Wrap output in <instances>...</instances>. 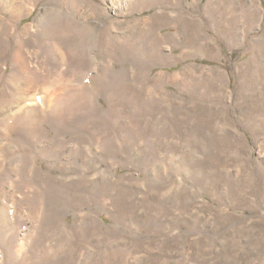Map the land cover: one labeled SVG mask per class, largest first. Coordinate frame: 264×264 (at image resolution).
<instances>
[{"label":"rangeland","instance_id":"obj_1","mask_svg":"<svg viewBox=\"0 0 264 264\" xmlns=\"http://www.w3.org/2000/svg\"><path fill=\"white\" fill-rule=\"evenodd\" d=\"M0 264H264V0H0Z\"/></svg>","mask_w":264,"mask_h":264},{"label":"bare ground","instance_id":"obj_2","mask_svg":"<svg viewBox=\"0 0 264 264\" xmlns=\"http://www.w3.org/2000/svg\"><path fill=\"white\" fill-rule=\"evenodd\" d=\"M15 1V0H14ZM15 3V2H14ZM12 8H11V13L14 15L15 19L17 21L21 20L24 16V9H21L19 7H16L14 4H12ZM54 21V18L51 19V24L53 23ZM71 31V30H70ZM81 33V37H82V43H83V46L84 48H86L88 50L89 48V41L86 40V35H87V30L85 29L84 27V32H80ZM58 51V50H57ZM23 52V49L22 47L19 48L16 52H15V56H16V61H15V66L17 68L20 69V75H15V76H11L12 74H10V78L7 79L5 81V79L3 78V80L6 82V83H10L11 81H15L16 82V86H17V89L19 88L20 85H22V82L23 81H27L28 82V79L29 78V75H35L36 73L34 72H31L28 68V64L26 62H24L23 60V55L21 54ZM9 69L6 68V71H8ZM13 72H14V69H13ZM12 72V73H13ZM27 78V80H26ZM33 78V77H32ZM36 81V80H35ZM25 84V83H24ZM33 84V83H32ZM14 85V84H13ZM14 85V87H16ZM23 92V91H22ZM29 92V91H27ZM26 93V92H25ZM34 97V96H33ZM35 99V98H34ZM13 104V103H12ZM20 105V104H19ZM18 108V107H17Z\"/></svg>","mask_w":264,"mask_h":264}]
</instances>
